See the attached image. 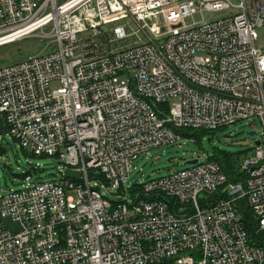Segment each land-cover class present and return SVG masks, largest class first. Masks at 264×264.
Listing matches in <instances>:
<instances>
[{
	"label": "built area",
	"instance_id": "2783aa9c",
	"mask_svg": "<svg viewBox=\"0 0 264 264\" xmlns=\"http://www.w3.org/2000/svg\"><path fill=\"white\" fill-rule=\"evenodd\" d=\"M263 25L264 0H0V46L44 42L0 67V115L63 165L0 185V264H264L243 214L264 232ZM244 119L262 131L243 180L206 156L128 184L133 160L182 131Z\"/></svg>",
	"mask_w": 264,
	"mask_h": 264
},
{
	"label": "rangeland",
	"instance_id": "374dc122",
	"mask_svg": "<svg viewBox=\"0 0 264 264\" xmlns=\"http://www.w3.org/2000/svg\"><path fill=\"white\" fill-rule=\"evenodd\" d=\"M234 1L239 2V0ZM43 45L44 42L38 38H27L0 46V67L21 61L31 54L42 51ZM255 47L264 50V25L258 28ZM261 131L262 125L259 120L244 119L211 131V133L204 132L197 137L185 138L174 146L152 149L148 154H143L132 161L128 184L141 183L190 167L191 164L188 161L197 158L203 161L215 150L232 154L240 153L243 158L247 151L251 150L253 140L261 138ZM250 132H255V135L251 136ZM0 142L4 146V150L2 152L0 150L1 193L20 189L23 185L21 175L32 170V167L37 169V172L33 171V176L42 181L56 178L59 176V171L63 169V165L54 157L33 156L30 153L31 149L29 147L23 149L9 132L5 136L0 134Z\"/></svg>",
	"mask_w": 264,
	"mask_h": 264
},
{
	"label": "trees",
	"instance_id": "16d2710c",
	"mask_svg": "<svg viewBox=\"0 0 264 264\" xmlns=\"http://www.w3.org/2000/svg\"><path fill=\"white\" fill-rule=\"evenodd\" d=\"M0 134L5 136L9 132V127L4 120L2 116H0ZM208 132L211 133V131L207 130H199V131H182L181 134L188 138V137H197L200 136V134ZM2 142H0V150L1 152L4 150V146H2ZM248 153V151H247ZM33 155V154H32ZM247 154L244 155V157ZM34 156V155H33ZM210 160H213L217 162L222 170L225 172V174L228 177L229 182H236L241 181L244 179L245 172H241L240 166L242 159L240 153L239 154H232L226 151L221 150H215L212 155H208ZM7 166V165H5ZM23 176V174L21 175ZM244 225L246 229L248 230L252 241L255 242L258 245L264 246V232L263 233H257V223L253 220V217L249 211H245L244 213Z\"/></svg>",
	"mask_w": 264,
	"mask_h": 264
},
{
	"label": "water",
	"instance_id": "95a60500",
	"mask_svg": "<svg viewBox=\"0 0 264 264\" xmlns=\"http://www.w3.org/2000/svg\"><path fill=\"white\" fill-rule=\"evenodd\" d=\"M251 136H254L255 135V132H250L249 133ZM256 144L257 145H259L260 144V141H256ZM198 160L197 159H194V160H190V161H188V163L189 164H194V163H196ZM5 222L7 223V224H9V225H11V226H13V227H15L17 230H18V227H17V225L15 224V223H13L12 221H11V219H6L5 220Z\"/></svg>",
	"mask_w": 264,
	"mask_h": 264
}]
</instances>
